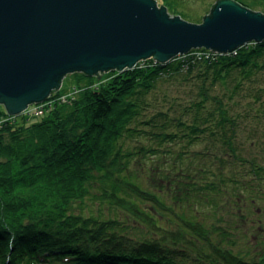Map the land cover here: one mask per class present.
<instances>
[{
	"label": "trees",
	"instance_id": "1",
	"mask_svg": "<svg viewBox=\"0 0 264 264\" xmlns=\"http://www.w3.org/2000/svg\"><path fill=\"white\" fill-rule=\"evenodd\" d=\"M156 1L201 21L193 0ZM71 75L29 124L0 105V264H264L219 245L234 223L186 213L264 175V40Z\"/></svg>",
	"mask_w": 264,
	"mask_h": 264
},
{
	"label": "water",
	"instance_id": "2",
	"mask_svg": "<svg viewBox=\"0 0 264 264\" xmlns=\"http://www.w3.org/2000/svg\"><path fill=\"white\" fill-rule=\"evenodd\" d=\"M262 40L264 13L235 0H217L198 23L170 15L156 0H0V105L20 114L73 72L100 78L148 58L164 63L192 48L227 53ZM224 234L219 245L231 251ZM252 237L264 251V238Z\"/></svg>",
	"mask_w": 264,
	"mask_h": 264
},
{
	"label": "rangeland",
	"instance_id": "3",
	"mask_svg": "<svg viewBox=\"0 0 264 264\" xmlns=\"http://www.w3.org/2000/svg\"><path fill=\"white\" fill-rule=\"evenodd\" d=\"M213 2H214L213 0H205V1L193 0L190 2L187 8V11L191 13V15L194 16L196 19H198V21L199 20L202 21V18H203L202 15H204L205 13L208 14V11H210V8L214 4ZM114 72L115 70L114 71L110 70V71L103 72L102 74L100 73L101 74L100 77L109 76L110 74L112 75V73ZM73 79H74V76L71 75V73H69L61 81L60 87H63L64 89L62 94L66 95V97H70L71 95H74L76 93L74 86L71 84L73 82ZM62 94L55 96L53 98L54 100L52 101L55 102V101H58V99H61ZM41 116H43V114L37 115L36 117H31V118L28 116H25L26 117L25 122L29 124L30 119L34 120L37 117H41ZM138 180L145 181V178L144 176L142 177L139 176ZM149 185L151 187V184ZM254 185H255L254 189L248 193H244L241 187L237 191L230 192L231 195L227 193L231 201L233 200L239 201L237 209L236 208L233 209L234 206L230 204L229 202L230 200H228L227 198L225 200L223 199L222 203L220 202L218 207L213 204L211 205L207 202L205 204L194 203L193 205H190L191 207H193L192 209L195 210V211H192V213H195V215H197L198 220L203 219L206 222H208V224H210V223L215 222L216 217L218 216L220 218H223L225 221L223 223L220 222V225H224L228 227L230 226L229 223L230 224L234 223V225H232L233 228H236V227L238 228L236 230L235 229L233 230V235L232 236L229 235L228 229L226 231V234L224 235L228 239H232L231 242L234 243L233 247H228L231 249V252H233L236 256H240L241 258H244V259H248L249 254L251 257L256 256L254 258L259 257L261 253L262 255H264L263 253L264 251H262V249H260L258 245H255L256 239L252 237L254 233H257L259 234L261 239L264 238V175L259 180L255 181ZM190 211L188 210V212ZM241 215H243V217ZM238 218H241V219L246 218L245 220H243V222L242 220H240V222L246 223V224L248 222V224L251 225L250 229H248L249 226L246 224L242 225L240 223L239 225ZM214 237L215 239H217L216 236ZM218 238H222V235H220ZM224 245L227 246V244H224Z\"/></svg>",
	"mask_w": 264,
	"mask_h": 264
},
{
	"label": "built area",
	"instance_id": "4",
	"mask_svg": "<svg viewBox=\"0 0 264 264\" xmlns=\"http://www.w3.org/2000/svg\"><path fill=\"white\" fill-rule=\"evenodd\" d=\"M66 99V95H62L61 96V100H65ZM48 99H46L45 101L41 102V103H37V104H32L31 105H28L26 110L23 112L24 115H27V116H37V115H40V114H43L45 108H49L50 105H51V102L48 101Z\"/></svg>",
	"mask_w": 264,
	"mask_h": 264
},
{
	"label": "bare ground",
	"instance_id": "5",
	"mask_svg": "<svg viewBox=\"0 0 264 264\" xmlns=\"http://www.w3.org/2000/svg\"><path fill=\"white\" fill-rule=\"evenodd\" d=\"M26 108H27V107H26ZM26 108L23 110V112L26 110ZM25 116H27V115H25ZM28 117H30V118H31V117H36V116H28Z\"/></svg>",
	"mask_w": 264,
	"mask_h": 264
}]
</instances>
